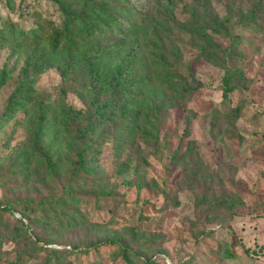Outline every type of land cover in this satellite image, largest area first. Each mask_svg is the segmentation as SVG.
<instances>
[{"label": "rangeland", "instance_id": "374dc122", "mask_svg": "<svg viewBox=\"0 0 264 264\" xmlns=\"http://www.w3.org/2000/svg\"><path fill=\"white\" fill-rule=\"evenodd\" d=\"M190 1L177 4V22L188 18L183 4ZM230 1L232 8L225 0H210L209 9L220 17L228 15L230 32L241 36V58L230 61L245 73L240 87L222 102L223 69L196 59L197 50L188 36L176 33L182 61L191 66L196 80L202 83L201 89L188 100L187 111L180 108L164 116L160 136L164 134L166 143L161 138L156 149L135 139L129 145L123 143L117 152L112 137L103 138L94 161L95 178L79 189L78 203L62 194L67 160L72 155L66 138L58 140L53 149L60 159L56 175L33 158L24 163L16 157L32 140L37 107L32 102L9 117L4 112L30 46L14 51V40L0 43V67L12 71L0 88V207H10L17 215L15 207L22 203H53L62 195L66 215L77 210L74 224H66L60 214L53 220L45 218L41 210L35 212L30 227L36 238L40 237L36 240L39 242L26 234L0 237V264H45L49 248L54 246L67 250L76 246L77 251L64 257L73 264H123L115 245L105 243L99 249L88 245L110 235L126 239L133 226L145 237H159L151 250L139 246V254L159 257L160 264H264V14L258 15L259 28L246 27L243 23L247 15L243 13L253 0ZM12 2L13 8H9L6 0H0V26L2 19H10L16 27H32L29 13L33 11L58 21L55 6L45 0ZM147 4L150 7V2ZM213 37L223 47L230 42L228 37ZM63 86L58 69L50 67L34 80L35 98L58 110ZM64 99L76 109L87 107L75 90L67 89ZM236 105L241 107L238 117L229 118ZM53 137L51 130L48 138ZM176 149L180 155L173 168L170 158ZM194 167H198L197 176L191 174ZM141 181L144 184L139 189L136 184ZM165 196L170 203L164 204ZM237 196L243 203L233 210L217 203V199ZM175 198L178 206L171 203ZM0 219L16 222L11 211L1 209ZM206 230L210 232L202 235Z\"/></svg>", "mask_w": 264, "mask_h": 264}, {"label": "trees", "instance_id": "16d2710c", "mask_svg": "<svg viewBox=\"0 0 264 264\" xmlns=\"http://www.w3.org/2000/svg\"><path fill=\"white\" fill-rule=\"evenodd\" d=\"M45 1L55 6L58 21L42 17L36 11L29 13L34 26L27 29L16 27L10 19H2L0 43L14 40V51L26 44L30 46L16 76V86L8 98L4 116L9 117L32 102L36 105L32 140L16 157L24 163L33 158L53 175L60 166L57 150L53 149L58 140L66 138V146L72 155L67 160L68 172L62 194L74 203L80 201L79 189L95 178L94 161L100 153L103 138L112 137L117 152L123 143L129 145L135 139L156 149L161 138L166 143L164 134L160 136L164 116L180 108L187 111L188 100L201 89L202 83L196 80L191 66L182 61V52L175 42L176 33L188 36L191 46L197 50L196 59L223 69L222 102H226L229 94L246 79L241 67L230 64L232 59L241 58L238 48L241 36L230 32L228 15L220 17L211 12L210 0L184 3L183 11L188 18L182 23L177 22L175 9L183 0ZM225 2L233 7L230 0ZM6 4L13 8L12 0H6ZM243 14L247 15L244 26L259 28L257 19L259 14H264V0H253ZM215 34L228 37L230 42L223 47L214 39ZM50 67L58 69L64 83L60 89L61 103L55 111L42 99L35 98L33 87L35 78ZM11 72L5 66L0 67V88L8 81ZM67 89L83 96L87 107L76 109L67 104L64 99ZM240 110L239 105L232 107L228 117H238ZM50 112H53L52 116ZM51 130L54 137L49 139ZM179 155L180 151L176 149L170 158L171 167L176 166ZM198 165L201 162L198 161ZM195 167L191 170L192 176L198 174V167ZM143 184L141 181L136 186L140 189ZM61 196L53 203L52 200L22 203L15 207L19 216L10 207H0L2 211H11L16 221L9 224L0 219L3 227L0 237L12 233L14 236L26 234L34 241L40 239L30 227L34 224L31 216L40 210L45 212L42 213L45 218L57 220L56 216L60 214L66 224H74L77 210L69 211L71 216H67ZM168 202L165 196L164 204ZM171 203L179 204L177 198ZM217 203L233 210L243 200L237 196L217 199ZM206 232L210 231L206 230L202 235ZM127 235L126 239L106 236L105 240L88 246L99 249L101 244L115 245L123 264H160L159 257L139 254L142 248L139 246H145L146 251L154 248L158 236L145 237L135 226L130 227ZM239 244L244 248L243 243ZM54 247L49 248L45 264H73L64 257L67 252L77 251L76 246L71 250Z\"/></svg>", "mask_w": 264, "mask_h": 264}, {"label": "built area", "instance_id": "2783aa9c", "mask_svg": "<svg viewBox=\"0 0 264 264\" xmlns=\"http://www.w3.org/2000/svg\"><path fill=\"white\" fill-rule=\"evenodd\" d=\"M19 216V214H17Z\"/></svg>", "mask_w": 264, "mask_h": 264}]
</instances>
